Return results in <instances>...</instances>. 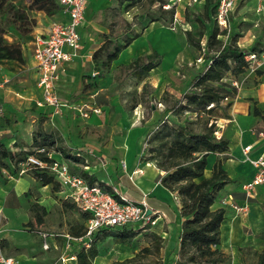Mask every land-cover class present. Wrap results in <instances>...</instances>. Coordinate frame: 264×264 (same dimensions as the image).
Returning <instances> with one entry per match:
<instances>
[{
  "label": "rangeland",
  "instance_id": "374dc122",
  "mask_svg": "<svg viewBox=\"0 0 264 264\" xmlns=\"http://www.w3.org/2000/svg\"><path fill=\"white\" fill-rule=\"evenodd\" d=\"M32 1L33 0H0V33L8 41L23 40L22 49L26 40L30 37L29 33L34 29L37 23V19L33 17L32 14L34 10L29 9V5ZM150 1L151 0H138L134 4L128 6L129 1L126 0H101L100 5H102V9H89L86 28H88L90 32L92 18L99 19L108 27L107 33L111 32L116 39L123 41L125 37L132 35L134 30L139 31L143 26L148 24L153 14L156 15L159 13V3L151 4ZM188 2H190V4H187ZM180 3L181 5L178 7L176 6L179 20L177 21L175 19L173 23H169L168 25L165 24V26L177 35L176 39H180L179 35L181 38L184 37L183 34L185 29H192L194 32L198 31V29L203 26L200 21L201 19H204L206 29H212L213 22L208 21L203 15L204 7L200 0H182ZM257 7L258 0L238 1L236 9L232 13L229 28H227L228 33L223 40L225 42H230L234 40V38L238 39L241 36L246 41L255 40L254 44L257 43L258 45V50L256 52L258 58L261 60L260 66L264 67V12L260 11L255 13ZM23 11L24 18L20 15ZM131 26L132 28H130ZM150 37L152 38V35H150ZM159 37L160 39L161 37L166 40L168 39L170 43L169 47H178L172 36L159 35L158 38ZM205 42L206 41L203 40V44ZM250 42L251 41L247 43ZM254 44L252 43L251 47ZM184 45L185 47H182L183 49H181V53L175 61H165L160 68L152 71L149 76L144 79H138L137 77L128 75L127 69H121L119 67L116 70H112L110 67H103L102 61L104 56L100 57L96 62V69L98 71L96 70L97 72L91 73L88 69L84 74V78L88 79V83H90V85H95L96 88L103 87L100 93L96 95V98L99 97L98 105L103 108V111L99 114L98 124H92L90 126L86 124L88 129L85 132L83 141L78 142L76 139H73V136L74 138L78 136L74 135L72 131H70L69 134L64 128L61 130V134L58 126V129H56L51 123V120H49V124L48 122L46 124L45 118L42 117L36 119L34 122V129L41 127L48 131H56L55 133L63 135L65 138L64 140L68 141L66 143L63 140V143L70 147L73 146L72 148L74 149L80 147H96L101 150V153H103L102 157L81 150L86 155V163L90 165H96L98 162L104 161L106 163L108 160H117L118 164L124 167L123 163L127 160L125 156L128 142L133 141V155H135V160L133 162L134 164L141 163L142 161L140 158L146 152L147 139L157 128V126L155 128L153 125L159 116L164 118L166 115L167 119L173 122H179L180 118L183 122L197 119L196 114L191 111L181 112L179 118L173 114L169 108L173 105L175 99L183 96L192 86L194 77L203 70L206 60L212 57L214 52L203 49L200 51L189 44L188 41L187 43L184 42ZM19 61V59H0V65L10 64V67L14 68L13 66ZM225 80L230 81L229 78H225ZM91 88V90H94L95 87L91 86ZM112 97L116 98V102H113L114 104H112ZM225 104L226 101L223 102V105ZM20 111L21 113H25L28 110L22 109ZM30 113H32V111H30ZM216 113L224 115L223 111L220 109ZM226 113L231 115L230 109H228ZM201 118L205 120L208 116L202 114ZM224 118L225 117H218L215 119L217 129L219 127L222 128L221 123L224 121ZM1 119L5 126L13 121V117L6 116L5 114L2 115ZM157 122H159V120ZM24 134L25 136L31 135L30 131L27 133L24 132ZM20 143L24 145L27 142L23 140ZM25 148L30 149L33 147L27 143V147ZM67 160L74 172H80L83 168V163L71 159ZM28 171L31 174L30 176L38 181L39 186L33 185L26 192L23 198L24 205L21 209H5L7 217L4 219V225L2 224L0 241L2 242V239H4L7 241V245L1 246L8 253L35 256L40 264H63L65 262L60 257V251H46L42 248L40 231L49 233L71 231L73 226H79L83 223L84 217L77 207L66 205L65 201L60 198V196H65L63 191L59 192V196L53 191H39L38 188L42 186L41 181L34 176V171L32 169ZM18 174H20L18 164L16 168L14 164H11L9 169L3 170V174L0 175V198L3 197L6 189H11L13 187V183L10 182L15 178H19ZM97 175L107 183L112 181L110 175L105 172V168L99 171ZM14 183L18 184L17 182ZM119 184L120 186L126 184L130 197L141 200V192L128 181V177L125 176V174L122 175ZM50 185L53 187V184L50 183ZM42 195L46 196L45 200L44 197H41ZM255 195L256 194H254V198L252 197L250 201L257 203V207L264 214V199L255 198ZM39 198H42L48 207L42 225L34 222L36 213H42V210L39 208H32V203ZM231 201L237 200L231 199L219 192L215 203V207L223 206L226 208L227 218L240 220L238 226L239 230L236 233L237 237L234 239L235 243L232 244L231 237V243L228 245H233L234 254L226 251L231 257L230 264H256L258 259L256 251H261L264 247V227L255 229L254 225L249 224L248 216H251L253 213V206L250 207V212L248 214L241 215L231 207ZM242 219L243 221L241 222ZM30 221L31 223H29ZM224 224L222 229L225 233L223 232L222 234V241L224 240V244L227 245L228 236L226 237L227 232L224 229ZM136 225L137 227H134L135 229L141 227L149 228L148 225L143 227L140 223ZM38 229L40 230L38 231ZM120 231L121 227H115L110 231L100 233L99 240L97 241V248L102 252L104 257L103 263L113 258L132 256L136 251L142 248L143 245L149 242V238L145 234V229L139 232L132 243L125 244L122 248L118 247V242L112 237L105 239L106 242L104 239H100V237L108 232L116 234ZM223 236H225V239ZM230 248L232 247L227 249ZM230 250L233 251L232 249ZM237 258H239V260H237ZM99 261V258L96 259L97 264H100ZM168 261L167 263L165 261V263L168 264ZM69 264H71V262H69Z\"/></svg>",
  "mask_w": 264,
  "mask_h": 264
},
{
  "label": "crops",
  "instance_id": "0c3cea01",
  "mask_svg": "<svg viewBox=\"0 0 264 264\" xmlns=\"http://www.w3.org/2000/svg\"><path fill=\"white\" fill-rule=\"evenodd\" d=\"M100 1L101 0H89L88 2L86 19L80 26V47L78 49H73L70 47L67 48V51L70 52L71 57L65 60L63 63L61 77L57 82V91L60 97L69 104L68 106L64 107L61 114H55L53 112V107L42 103L43 95L42 90L38 85L39 74L34 58V48L35 38L38 35L47 32L52 22L56 20H65L67 15L61 9L53 15L47 14L44 10L33 11V17L37 19V23L34 26V29L29 33L30 37L26 40L23 46L24 61L17 62L16 65L13 66L14 68H11L10 64L0 65V105L4 111L3 114L13 117V121L9 125L5 126L3 120L1 119L3 114L0 115V140L8 146L18 150L26 149L25 147H27V143L28 145H32L33 131L35 130L34 122L38 117L45 118L46 124L47 122L49 124V120H51V123L54 125V127L56 129L59 128L60 131L63 128L67 130L69 134L70 131H72L74 135L78 136L77 138H74L73 136V139H76L78 142L83 141L85 138V132L88 129L86 124H88V126L92 124H98L97 122L99 120V114L102 112L98 114L91 112L88 117H84L80 113V109L87 106L100 107L98 105L99 97H97V99L96 95L100 93L103 87L96 88L95 85H90V83H88V79L84 78V74L86 71H88V69L91 73L98 71L96 69V62L94 60V52L104 42L103 33L108 32V27L105 26L104 22L96 18H92L93 20H91L92 24L90 27V32L89 29L86 28L89 9H102L103 7L100 5ZM180 2L181 1L173 0L172 5H176L178 7L181 5ZM201 2L204 3V1ZM167 3H171V1H168ZM260 11L264 12V6ZM260 11L257 10L255 13ZM150 35H152V38ZM159 35L172 36L175 39L178 47H169V40H166L162 37L160 39V37L158 38ZM225 35L226 34L221 35V38H225ZM183 36L184 37L181 38L179 35L180 39H176L177 35H175V33L165 26V24H163L161 21L150 22L146 24L143 34L134 39L130 45L120 53L119 57L112 61L110 69L116 70L122 64L128 65L136 56L150 53L153 49H156L159 53L163 54V60L159 66L153 68L149 72L150 74L152 71L160 68L163 63H165V61H175L178 58L181 53V49H183L182 47H185L184 42L187 43L185 33ZM204 40L206 41V39ZM249 41L251 42L247 43ZM249 41L243 39L242 36L237 39V42L240 46L248 49L251 48V45L252 43L254 44L255 40L252 39ZM259 69H261L263 72L258 73ZM228 78L233 80V83L238 82L239 85L236 86L237 91L232 97V105L229 108L231 116L230 118H224V121L221 123L222 128L219 127L218 129L220 134L219 137L228 139L230 148L225 152L211 153L209 155L205 175L210 176L212 174L213 164L218 157L225 158L224 167L227 169L233 181L228 183L220 191V193L228 196L231 199L233 198L237 201H242L245 199L243 185L247 181L251 180L256 173V168L254 165L249 160L245 159L246 155L244 149L247 145H252V150L249 152V154L253 159H257L258 157L264 155V137L261 135V132L264 131V67L260 65L247 67L246 70L240 73L237 77H233V75L230 73L227 75L226 79ZM91 86L95 87L94 90H91ZM115 99L116 98H113L112 104H114L113 102H116ZM255 107L261 109L260 114L254 113ZM100 108L103 111V108ZM22 109L28 111L21 113L20 110ZM30 111H32V113H30ZM166 118V115L164 118L159 116L157 119L159 122L155 121L153 126L156 128V126H158L160 123V120H164ZM29 131L31 135L25 136L24 132L27 133ZM61 134L59 136L63 142L65 138ZM23 140H25L27 143L21 145L20 142ZM64 141L66 143L68 142L66 140ZM68 147L74 154H79L85 157V160L86 155L81 150H84L88 153L90 152L92 155L95 154L98 157L103 156L101 150L97 149L96 147H80L77 149L72 148L73 146ZM127 150L125 156L127 160H125L123 163L124 167H122L121 164L119 165L117 160H108L106 163L105 161L98 162L96 165H90L85 162L82 164V169L87 170L90 174H95L98 180L103 181L112 187L116 186L121 194L127 195L129 198L137 202H141L144 198H146L150 207L161 212L159 223L153 229H156L157 232L165 238L164 247L162 248L161 252L164 264H166L168 260V264H175L179 248L182 222L184 220L183 216L180 214V200L178 199L175 192H172L161 183L160 175H163L165 171H162L154 161H142L141 163L134 164L133 161L135 160V155H133V141L128 142ZM51 153L55 158L65 160L69 163L67 158H65L60 152L53 150ZM104 157L108 158L107 156ZM20 168L21 166L19 165V169ZM103 168H105V172H107L110 175V179H112L110 183H107L104 179L97 175L99 171L103 170ZM76 173L81 174V171ZM123 174H125V176L128 177V181L141 192V200L130 197V194H128V186L126 184H122V186H120L119 181L121 180ZM18 175L19 178H15L10 182L13 183V187L11 189H6L3 197L0 198V206L2 207V212L0 211V224L4 225V219L7 217V214H5V209H21L24 205L23 198L26 192L33 185L39 186L38 181H36L34 177L32 178L30 176L31 174L29 171ZM14 182H17L18 184ZM38 189L39 191H53L58 196L59 192H61L60 190H62L60 189L59 191H55L50 184H42V186ZM254 194H256L255 198L264 199V183L256 187ZM45 195L41 196L44 197V200L46 199ZM60 198L63 201L73 203L71 200L66 199V196H60ZM35 202L45 206L46 209H48L45 201H43L42 198L37 199ZM73 204L75 207H77L75 203ZM251 206H253V213L251 216H248L249 224L254 225L255 229H261L264 227V214L257 207V203L250 201V207ZM77 208L79 209V207ZM80 211L83 212L82 210ZM87 219L88 218H84L82 223L84 226H86ZM226 220L225 221L228 222V228L225 226L228 236V244L225 245L224 241H222L221 247L228 253L234 254L233 245H228L231 243V237L232 244L235 243L234 239L237 237L236 233L239 230L238 226L240 220L233 218H226ZM225 221L224 223H226ZM242 221L243 219L241 222ZM34 222L38 223L36 221V217L34 218ZM29 223H31V221ZM43 223H41V225ZM39 230L40 229H38V231ZM222 231L224 230L222 229ZM97 233L98 231L89 242L86 240L73 241L71 247L67 251L65 248L66 241L62 236L50 238V248L47 249L43 247V239L41 235L40 238L42 248L44 250H58L61 252V258L64 255L68 257L74 256L73 259L63 260L65 262L63 264H69V262H71V264H78V252L83 248H88L94 241ZM109 237L114 238L115 241L118 242L114 235L107 236V238ZM1 245L6 246L7 241L2 239V242L0 241V247L6 254L17 257L23 264H40L37 257L35 256L8 253ZM117 245L118 247L122 248V246L125 244L118 242ZM145 245H149V242H147ZM226 247H232L230 249L233 251L227 249ZM98 258L100 259L99 263H103L104 257L102 252H100V249L99 254L94 259V264H97L96 259ZM118 259L124 258H113L109 261H105L103 264H110L111 262ZM237 260H239V258H237Z\"/></svg>",
  "mask_w": 264,
  "mask_h": 264
},
{
  "label": "trees",
  "instance_id": "16d2710c",
  "mask_svg": "<svg viewBox=\"0 0 264 264\" xmlns=\"http://www.w3.org/2000/svg\"><path fill=\"white\" fill-rule=\"evenodd\" d=\"M126 1H129L128 6H130L138 0ZM150 2L151 4L159 3V13L153 14L149 23L161 21L168 25L174 22L176 5L165 7L168 0H151ZM203 7V15L208 21L213 22L212 29H206L204 19H201L203 26L198 31L185 29L184 33L189 44L200 51L202 49L213 51L214 55L206 60L203 70L194 77L192 86L183 96L175 99L169 108L179 118L181 112L191 111L196 114L197 119L184 122L181 118L179 122H173L167 118L160 120L157 128L148 137L146 152L140 158L143 162L154 161L162 171H165L163 175H160L161 183L175 192L180 200V214L184 220L175 264H230V254L221 247L222 225L227 218L226 208L215 207V203L218 193L233 179L224 167L225 158L222 157L216 159L210 176L205 175V170L211 153H222L230 148L228 139L218 138L216 135L215 119L230 118L231 115L226 112L232 105V97L237 91L233 80L227 81L225 78L230 73L233 77H237L244 72L248 67L245 55L249 51L258 50L257 43L248 49L240 46L237 38L230 42H225L221 38V35L227 34L228 31L227 28H220L215 20L217 0H205ZM29 9L44 10L49 15H53L60 10V4L58 0H33ZM20 15L24 18V11ZM145 28L146 25L139 31L134 30L132 35L125 37L123 41L116 39L111 32L103 33L104 42L94 52L95 62L104 56L102 66L110 67L112 61L117 59L134 39L143 34ZM204 39L206 42L203 44ZM22 44L23 40L8 41L0 33V59L24 61ZM162 60L163 54L153 49L150 53L136 56L128 65H120V68L127 69L128 75L144 79L153 68L161 64ZM262 72L261 69L258 70V73ZM224 101H226L225 105H223ZM219 109L224 115L216 113ZM254 113L260 114L261 109L255 107ZM202 114L207 115L208 118L203 120ZM32 147L16 150L0 140V175L3 174L4 169H9L11 164H14L16 168L17 164L19 165L33 153L43 159L51 160L52 157L48 153L56 150L67 159L80 163L86 162L85 157L74 154L57 133L41 127L33 131ZM42 147H45V152L38 151ZM33 171L34 176L43 185L51 183L55 191L61 189L60 183L48 171L37 169ZM81 175L90 183L99 181L106 189L112 190V186L98 180L95 174H90L85 169L81 170ZM65 203L75 207L73 203L66 201ZM32 208L42 210V213H36V221L43 223L44 215L47 214L46 207L34 202ZM82 215L84 218L89 217L87 212H82ZM84 227L83 224L75 225L70 232L82 235ZM115 227H121V231L116 234L108 232L100 239L114 235L118 242L129 244L141 230L145 229L149 245L143 246L133 256L115 260L110 264H164L161 252L165 238L156 229H150V227L135 229L133 225ZM115 227L100 228L90 246L78 252V264H94V259L99 254L97 241L100 233ZM256 253L258 256L256 264H264V247Z\"/></svg>",
  "mask_w": 264,
  "mask_h": 264
},
{
  "label": "built area",
  "instance_id": "2783aa9c",
  "mask_svg": "<svg viewBox=\"0 0 264 264\" xmlns=\"http://www.w3.org/2000/svg\"><path fill=\"white\" fill-rule=\"evenodd\" d=\"M182 1V0H178ZM204 1L205 0H200ZM218 7L215 20L220 28H229L232 13L235 11L238 1L240 0H217ZM60 9L67 15L65 20H56L51 23L47 32L40 34L35 38L34 58L36 68L39 74L38 85L42 90L43 100L53 107L55 114H61L68 102L63 100L57 91V82L61 77L62 66L65 60L71 57L67 48L78 49L81 45L80 26L84 23L87 14L89 0H58ZM190 4V2H188ZM167 3L165 7H171ZM264 6V0H258L257 10L260 11ZM178 21V13L175 15ZM248 67L261 65L256 51H249L246 55ZM257 64V65H255ZM238 86V82H235ZM101 113L100 107H84L80 113L88 117L90 113ZM3 108L0 105V115ZM216 135L220 138L219 129ZM264 137V131L261 132ZM252 145H247L244 149L245 159L249 160L256 168L254 177L243 185L245 199L242 201H231V207L239 214L245 215L250 210V199L254 196L255 189L258 185L264 183V155L253 159L249 152ZM39 152H45V147L39 148ZM51 160L41 158L33 153L29 154L26 160L19 163L21 168L19 173L32 169L48 171L56 181L61 185L60 191L65 193L66 199L71 200L83 212H87L89 217L82 235H74L70 232L55 233L40 231L43 239V247L50 248L49 239L62 236L66 241V251L71 247L73 241H91L95 233L102 227H115L123 225H133L140 223L153 229L158 225L161 218V212L154 210L149 206L148 201L144 198L137 202L127 195L121 194L117 187L112 190L106 189L99 182L90 183L81 174L74 172L68 162L55 158L52 153H48ZM151 210V212H149ZM2 212V207L0 206ZM2 224H0V233ZM74 256H62V260L73 259ZM0 264H23L17 257L6 254L0 247Z\"/></svg>",
  "mask_w": 264,
  "mask_h": 264
},
{
  "label": "bare ground",
  "instance_id": "6f19581e",
  "mask_svg": "<svg viewBox=\"0 0 264 264\" xmlns=\"http://www.w3.org/2000/svg\"><path fill=\"white\" fill-rule=\"evenodd\" d=\"M225 226L227 227L228 226V222H226L225 224H224V229H225ZM224 233H225V231H223ZM225 236H223V238H224ZM226 237H227V235H226ZM225 239V238H224ZM224 241V240H223Z\"/></svg>",
  "mask_w": 264,
  "mask_h": 264
},
{
  "label": "water",
  "instance_id": "95a60500",
  "mask_svg": "<svg viewBox=\"0 0 264 264\" xmlns=\"http://www.w3.org/2000/svg\"><path fill=\"white\" fill-rule=\"evenodd\" d=\"M149 212H151V210H149Z\"/></svg>",
  "mask_w": 264,
  "mask_h": 264
}]
</instances>
